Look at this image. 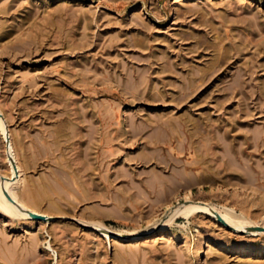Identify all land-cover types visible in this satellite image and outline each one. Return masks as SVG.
Wrapping results in <instances>:
<instances>
[{
	"label": "rangeland",
	"instance_id": "rangeland-1",
	"mask_svg": "<svg viewBox=\"0 0 264 264\" xmlns=\"http://www.w3.org/2000/svg\"><path fill=\"white\" fill-rule=\"evenodd\" d=\"M0 120V264H264V0H0Z\"/></svg>",
	"mask_w": 264,
	"mask_h": 264
},
{
	"label": "bare ground",
	"instance_id": "bare-ground-1",
	"mask_svg": "<svg viewBox=\"0 0 264 264\" xmlns=\"http://www.w3.org/2000/svg\"><path fill=\"white\" fill-rule=\"evenodd\" d=\"M0 124H1V120H0ZM2 127V126H1ZM1 127H0V129H1ZM4 129V128H3ZM3 131V130H2ZM4 133V132H3ZM8 147V146H7ZM11 152H12V149H11V147H8L7 149H6V153H7V155L9 156V160H10V162H11V164H12V160L13 159H15V157L13 158V157H11ZM14 168L12 167V170H13ZM10 180H12V179H10L9 178V181ZM1 179H0V185H1ZM2 189V188H1ZM4 191H5V189H3ZM2 191V190H1ZM3 192V191H2ZM12 193V192H11ZM5 193H1L0 192V199L3 201V198H8V199H10L9 197H6V195H4ZM13 195H15V193L14 194H12V197H14ZM17 196V195H16ZM15 198V197H14ZM13 198V199H14ZM16 200V199H15ZM1 201V202H2ZM11 201H13V200H11ZM15 203H17V204H19V205H21V206H23L24 208H31V207H35V204H33L32 203V205H30V204H28L23 198H19L18 200H16L15 201ZM10 206H11V204H10ZM13 206V205H12ZM14 208H15V206H14ZM17 208V207H16ZM33 211L35 210L34 208H31ZM18 210H19V208H18ZM186 210V212L187 213H189V212H191V211H193V209H191V208H186L185 209ZM228 213V212H227ZM22 214H26V213H22ZM232 217H234V216H232ZM97 229H99L103 234H105V235H107V231L103 228V224L101 223V222H99V223H97V224H93ZM162 226L164 225V224H161ZM121 237H124V238H129V237H132V235H130V234H126V235H122Z\"/></svg>",
	"mask_w": 264,
	"mask_h": 264
}]
</instances>
